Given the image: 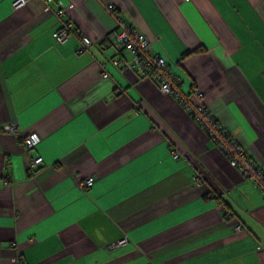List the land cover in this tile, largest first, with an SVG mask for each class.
I'll use <instances>...</instances> for the list:
<instances>
[{
    "label": "crops",
    "instance_id": "crops-1",
    "mask_svg": "<svg viewBox=\"0 0 264 264\" xmlns=\"http://www.w3.org/2000/svg\"><path fill=\"white\" fill-rule=\"evenodd\" d=\"M15 1L0 0V264H264L261 191L106 40L120 21L141 34L264 169V0Z\"/></svg>",
    "mask_w": 264,
    "mask_h": 264
},
{
    "label": "built area",
    "instance_id": "built-area-1",
    "mask_svg": "<svg viewBox=\"0 0 264 264\" xmlns=\"http://www.w3.org/2000/svg\"><path fill=\"white\" fill-rule=\"evenodd\" d=\"M30 0H16L14 7L24 6ZM50 2L51 0H45ZM59 18L65 15V8L62 5L56 12ZM71 24L65 22L62 27L53 33V37L58 41L66 40L71 33ZM83 47L89 45L88 38L82 36ZM111 47L117 52L126 51L131 56L130 63H124L126 67L134 66L139 72H142L146 77L152 78L157 88L162 94L175 96L180 98L182 103L186 105L187 110L191 113L201 128L212 142L216 143L230 159V164L241 169L248 180L253 181L255 186L261 191L264 196V169L250 162L244 150L237 146L225 133L222 128L214 122L207 114L203 105L192 103L188 97H182L179 94V81L176 76L169 70L164 58L153 54V49L150 43L138 32L133 30L127 23L120 21L119 30L108 37ZM131 64V65H130ZM196 98L202 99L203 94L199 91L194 92ZM8 131L15 132L14 126H8ZM39 141L35 134L28 135L23 142L27 150L33 148ZM174 158H178V154L173 153ZM42 164L40 157L32 159L30 168L35 171ZM92 179L85 181L84 185L90 187ZM124 241L119 242V244Z\"/></svg>",
    "mask_w": 264,
    "mask_h": 264
},
{
    "label": "trees",
    "instance_id": "trees-1",
    "mask_svg": "<svg viewBox=\"0 0 264 264\" xmlns=\"http://www.w3.org/2000/svg\"><path fill=\"white\" fill-rule=\"evenodd\" d=\"M108 42H109V40H108V37H107V39H106ZM197 51H200V49L199 50H197ZM202 51V50H201ZM20 262V261H19ZM22 264V263H21Z\"/></svg>",
    "mask_w": 264,
    "mask_h": 264
}]
</instances>
